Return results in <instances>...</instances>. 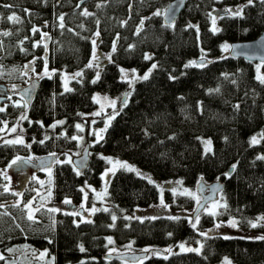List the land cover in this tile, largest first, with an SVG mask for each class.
I'll return each mask as SVG.
<instances>
[{
    "label": "trees",
    "instance_id": "obj_1",
    "mask_svg": "<svg viewBox=\"0 0 264 264\" xmlns=\"http://www.w3.org/2000/svg\"><path fill=\"white\" fill-rule=\"evenodd\" d=\"M169 1L0 0V83L7 87L14 77L22 83L8 100L21 99L17 90L35 78L24 82L26 69L50 70L42 77L37 74L38 87L28 105L8 103L0 111V135L4 127L18 124L25 141L0 142L3 259L12 258V249L26 247L44 250L52 264H131L103 258L117 254L109 251L111 246L131 244L132 250L156 247L134 264H214L223 257L233 264H264V239L211 235L201 238L199 252L158 251L181 241L194 242L198 233L185 217H131L135 207L155 201L158 191L148 178L122 166L108 181L105 197L110 207L96 210L87 221L75 222L74 214L49 211L44 204L69 198L73 205L80 200V187L98 185L107 158H114L151 178L176 180L186 188H195L199 180L221 182L218 193L224 203L218 215L235 217L241 228L264 215V159L258 158L264 156L260 136L264 83L256 75V63L220 53L223 43L252 40L260 34L264 2L186 0L176 19L165 24L162 14ZM235 6L242 9L240 16L225 12ZM213 11L219 15L215 33ZM93 41L108 54L98 68L88 67ZM202 55L203 67L197 62ZM190 61L197 66L185 67ZM153 64L157 67L149 79H139ZM260 66L264 71V64ZM119 69H132L140 76L129 84ZM63 70L82 73L70 81V91L62 88ZM125 91L126 105L120 99ZM95 92L119 97V107L100 139L89 145L86 169L78 171L55 158L49 173L37 170L44 185L31 179L17 201L16 191L7 187L8 177L27 167L26 158L16 164L11 159L27 154L57 156L76 149L77 139L71 138H78L81 115L95 107ZM253 136L258 143H251ZM200 137L210 139L209 149L204 150ZM83 138L88 141L91 136ZM29 197L35 199L34 220L28 219L24 208ZM177 200L178 206L191 202L184 196ZM128 216L131 219H125ZM212 219L205 214L199 224L208 225Z\"/></svg>",
    "mask_w": 264,
    "mask_h": 264
},
{
    "label": "rangeland",
    "instance_id": "obj_2",
    "mask_svg": "<svg viewBox=\"0 0 264 264\" xmlns=\"http://www.w3.org/2000/svg\"><path fill=\"white\" fill-rule=\"evenodd\" d=\"M240 8V6H235L234 8L229 9H237ZM211 28L213 27V21L212 17H216L215 26L217 25V19H218V12L213 11L211 13ZM224 44H230V43H223ZM223 45L221 46V55H228L229 50H224ZM95 50L96 58L93 59V51ZM108 57L107 52L101 51L97 48L96 44L91 47V55L88 61V64L91 62L93 66L96 68L99 67V65L106 61ZM261 63L256 62V75L258 76H264V71L261 68ZM125 72L128 74V78H124V74L121 72V69H119L120 77L123 80H126V82H132L140 74L137 72L133 73L132 69H124ZM26 74L24 78V82L27 81L30 77L37 78V74L41 73L40 77H42L45 74H49V69H47V72L42 70L41 72L37 73L34 72L33 69H26ZM43 72V75H42ZM77 71H66L63 70L59 72V77L61 80L62 88L65 90V86L70 89V81L75 79L77 76L75 75ZM138 74V75H137ZM143 76V75H142ZM39 77V78H40ZM20 84V80L17 77H14L13 79H10L9 83H6V86L11 89H15L14 87L17 84ZM22 84V83H21ZM131 84V83H129ZM133 85V84H132ZM131 85V86H132ZM18 87V86H16ZM92 99L94 100L95 107L84 114L81 115L82 122L79 123V130H78V138L77 143L78 147L74 150H65L61 154L56 156V159L58 161L68 162L69 157L72 159L73 157L79 155L81 148L83 147L85 142H88L89 145L92 144V141L97 139V134L99 136L101 135L104 128L109 123V120L111 117L115 114L117 108L119 107V97H113L106 93L101 92H95L92 95ZM115 101L113 104L112 102ZM23 102L22 99L13 98L11 97L10 100L5 102L4 104L0 103V108L3 107L5 104L11 103V104H18ZM96 113H99L98 115ZM15 129V131H12ZM91 136V139L87 141L83 136ZM23 132L21 130V127L18 124H12L8 127H4L2 134L0 135V142H7L11 140H22L25 144V141L23 139ZM202 147L204 150H207L210 148V145H205L204 141H209L210 139L207 137H200ZM90 150V149H89ZM19 157L26 158L29 161L34 160L37 158V156H34L32 154H27L25 157L22 155H18ZM15 156L11 159V163L13 160L16 159ZM111 161V162H109ZM117 159L114 158H107L106 167L101 171L100 173V181L99 184L96 186L90 185L88 183H84L80 187V200L75 201L73 205L64 203L65 199L70 200L73 202V200L69 198H64L62 200L56 201V202H50V201H44V204L46 207H50L51 209H59V211L62 212H68L74 214V221L75 222H83L87 221L91 218V214L93 213L91 210L93 207L97 210H105L110 207V204L108 200L105 197L106 194V188L108 185L109 178L113 171L120 167L122 164H126L125 162L119 161L120 163H116ZM19 162V161H18ZM72 164V163H71ZM53 165V162L48 168L42 169L43 173H49L51 166ZM27 166V165H26ZM127 169V168H126ZM125 169V170H126ZM38 169H31L29 166H27L24 169H18L12 172V174L8 177V184L7 187L10 186V189H13L16 191L17 201L18 199H22V190L31 182V179H34L33 184L36 185H44L43 179L39 176L37 173ZM129 171V170H128ZM137 173H140V176H144L151 180V183H154L158 193L157 198L155 201L144 205L135 207L132 212L129 214L133 218H154L158 216H165V217H185L188 223L193 227V224H195V227H193L196 232L198 233V238L194 242H187V241H181L178 242L175 246H166V247H160L157 248L160 252L165 253H179V252H186L182 251L179 247L180 244H184L185 248H193V249H199L201 238L211 235H219L222 237H241V238H247V239H260V237H264V228H261V226H264V220H261L257 223V216L253 220H251L252 223H257L256 227H247V228H241L237 224V220L235 217L227 216V217H221L218 215L219 208L223 205L224 200L221 198V194L217 193L215 198L213 200L208 201L199 212L196 213V215H193L195 211L196 205L201 200V197L196 192L195 188H186L183 187L177 182L176 180H156L154 178H151L148 174L136 170ZM103 177V178H102ZM205 182V181H204ZM205 184H209L206 182ZM41 189V187H39ZM38 189V190H39ZM81 189H84V191H81ZM204 193H207V190L204 191ZM37 194V193H36ZM167 195V196H166ZM179 196H184L186 198H190L191 202L189 204H182L181 206L176 205L179 201L177 198ZM31 197V196H30ZM27 200L28 202L24 206L26 209L27 216L29 214L33 215V205L35 199L32 197ZM86 197V199H85ZM170 200V201H169ZM83 204V208L81 205ZM71 206V207H70ZM77 211H81V213H77ZM211 213H215L214 215ZM205 214H211L213 219L212 223H209L208 225H200L199 221ZM193 215V216H192ZM128 216V217H130ZM259 217H264L259 216ZM234 222V223H233ZM251 224V223H250ZM206 234V235H203ZM150 251L154 249L156 250V247H146ZM146 248H142L141 250H132L129 247H121L116 248L114 246H111L109 248V251L112 253H137V252H145L143 251ZM165 249H171L170 251H164ZM152 252L153 254H157L155 252ZM149 252V251H148ZM196 252V251H195ZM44 255H41V254ZM147 253V252H146ZM149 254V253H148ZM151 254V252H150ZM10 256L12 258L8 259H1L2 264H52L51 260L49 261L46 256L44 250H30L26 247H18L15 249H12L10 252ZM0 257H5L4 255H0ZM15 259V260H14ZM141 261L139 259L136 262H128L131 264L137 263ZM214 264H233V262L227 258L223 257L221 260L217 261Z\"/></svg>",
    "mask_w": 264,
    "mask_h": 264
},
{
    "label": "water",
    "instance_id": "obj_3",
    "mask_svg": "<svg viewBox=\"0 0 264 264\" xmlns=\"http://www.w3.org/2000/svg\"><path fill=\"white\" fill-rule=\"evenodd\" d=\"M186 0H171L168 2L167 6L164 9L162 14V20L165 24L172 23L179 13L182 11ZM231 46L228 51V55L231 57L241 58L245 61L251 63H261L264 64V29L260 34L252 39L247 41H234L229 44ZM200 59L197 61L199 63ZM38 79L31 78L28 82L17 90L19 96L23 102L28 105L32 100L34 94L36 93L38 87ZM6 87L4 84L0 83V102L4 100L3 93L5 92ZM128 91H125L121 96V101L125 97ZM89 144L85 143L80 150L79 155L71 159L73 167L78 171H84L87 167L89 161ZM56 156L54 155H43L35 158L34 160L29 161L24 159V163L29 166L31 169L42 170L51 165L55 160ZM222 183L219 181L210 182L205 184L202 180H199L195 185V190L201 197V200L195 207L193 215H196L197 212L210 200H213L216 194L221 190ZM207 190V193L204 191ZM81 213V211H78ZM192 215V216H193ZM146 256V252H137V253H117V254H105L103 258L105 259H117L126 262H136L139 259H142Z\"/></svg>",
    "mask_w": 264,
    "mask_h": 264
},
{
    "label": "snow or ice",
    "instance_id": "obj_4",
    "mask_svg": "<svg viewBox=\"0 0 264 264\" xmlns=\"http://www.w3.org/2000/svg\"><path fill=\"white\" fill-rule=\"evenodd\" d=\"M261 2H264V0H261ZM248 3L249 4H251L252 3V0H248ZM225 12L226 13H231L232 15H234V16H240L241 14H242V9L241 8H237V9H235V10H233V9H225ZM85 14H87V13H85ZM154 15H160V13L159 12H156V13H154ZM209 15H211V14H209ZM9 19H14V17H9ZM60 21H61V27H64V25H63V23H62V21H63V16H61L60 18ZM212 21H213V27H212V31L215 33V32H217V31H219V29H217L216 28V26H215V21H216V17H212ZM189 27H194V26H192V25H189ZM34 31H38V29H33ZM197 32H198V27H197ZM98 35V34H97ZM93 45H95V41H93ZM231 46H229L228 44H224L223 45V49L224 50H229V48H230ZM202 52H203V50H202ZM96 58V53H95V50L93 51V59H95ZM145 59H151V57L150 56H148V55H146L145 56ZM92 66V64H91V62L89 63V65H88V67H91ZM189 66H197V62L196 61H190L189 62V64H186L185 65V67H189ZM199 66H201V67H203L204 66V56L202 55L201 56V58H200V61H199ZM157 67V65L156 64H153L152 66H151V68L148 70V72L147 73H145L142 77H139V79H142V80H148L149 79V76H150V74H151V72H152V70L153 69H155ZM45 72H47V68L45 67ZM121 72L124 74V78L125 79H127L128 78V74L125 72V70L124 69H121ZM135 72V70H133V73ZM75 75L76 76H80V75H82V73H80V72H77V73H75ZM99 78V73H97V79ZM258 79H260V81H261V83H264V76H258ZM93 83H95V81H93ZM130 83H131V81H130ZM65 90L66 91H70V89H68L66 86H65ZM129 94H125V97L123 98V100H122V103H124L125 105L127 104V96H128ZM113 104L115 103V101H113L112 102ZM0 111H3V109L2 108H0ZM97 115L99 114V113H96ZM59 123H63V122H59ZM77 128H80V126L79 125H77ZM106 130V129H105ZM12 131H15V129H13ZM260 136H261V138H264V133H261L260 134ZM97 138L98 139H100V136H99V134H97ZM71 139H73V140H75V139H77V137H75V136H73ZM16 142H19V143H23V141L22 140H19V141H16ZM41 142H43V141H41ZM10 143H13V142H11L10 141ZM204 143H205V145H210L211 144V141H204ZM251 143L252 144H255V143H258V140H257V137L256 136H253L252 137V139H251ZM53 155H55V154H53ZM259 159H264V156H262V157H258ZM20 160H22V158L21 157H16V159L15 160H13L12 161V164H16L18 161H20ZM68 162L69 163H71V158L69 157V160H68ZM109 162H111V161H109ZM116 163H120L119 161H117ZM11 166V165H10ZM122 167H124V168H127L129 171H136L134 168H132L131 166H129V165H127V164H122L121 165ZM235 165H233V170L235 169ZM79 174V173H78ZM138 175H140V173H137ZM226 175H228V174H226ZM103 178V177H102ZM150 182H151V180H150ZM7 190V189H6ZM81 191H84V189H81ZM85 199H86V197H85ZM64 203H66V204H70L71 203V201L70 200H68V199H65V201H64ZM26 207H27V205H26ZM81 207L83 208V204L81 205ZM225 207H226V205H225ZM97 209H95L94 207H93V209L91 210L92 212H95ZM49 211H53V212H55V211H59V209H49ZM105 211H107V209H105ZM66 214H68V215H72L73 213H66ZM211 214H215V213H211ZM28 219L29 220H34V217L31 215V214H29V216H28ZM125 219H131V217H125ZM112 220L113 221H115L116 220V216L115 215H113L112 216ZM261 220H264V217H258L257 218V223L259 222V221H261ZM234 223V222H233ZM251 223V226L252 227H256L257 226V223H252V222H250ZM193 227H195V224H193ZM203 235H206V234H203ZM226 239H227V237H225ZM260 239H264V237H260ZM108 243L109 244H112L113 243V241H112V239L111 238H109L108 239ZM128 247L130 248L131 247V244H129L128 245ZM179 247L181 248V250L182 251H196V252H199V249H193V248H185V246H184V244H180L179 245ZM80 250L81 251H84V248H83V246L81 245L80 246ZM171 249H165L164 251H170ZM143 251H145V252H148V251H150L149 249H144ZM41 255H44L43 253L41 254ZM3 257H0V259H2Z\"/></svg>",
    "mask_w": 264,
    "mask_h": 264
},
{
    "label": "flooded vegetation",
    "instance_id": "obj_5",
    "mask_svg": "<svg viewBox=\"0 0 264 264\" xmlns=\"http://www.w3.org/2000/svg\"><path fill=\"white\" fill-rule=\"evenodd\" d=\"M12 93H13V89L6 87V90H5V92L3 93L4 100L7 101L8 98L10 97V95H11ZM1 94H2V93H0V96H1ZM4 100H3V101H4ZM5 101H4V102H5Z\"/></svg>",
    "mask_w": 264,
    "mask_h": 264
}]
</instances>
